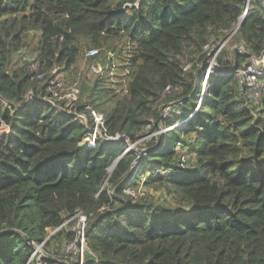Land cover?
<instances>
[{
    "label": "trees",
    "instance_id": "16d2710c",
    "mask_svg": "<svg viewBox=\"0 0 264 264\" xmlns=\"http://www.w3.org/2000/svg\"><path fill=\"white\" fill-rule=\"evenodd\" d=\"M246 2L0 0V126L10 127L0 136V264H72L34 252L44 240L46 249L59 236L72 241L63 229L49 235L77 211L88 220L84 264H264V93L253 104L234 74L250 61L247 52L264 50V12L249 7L234 32ZM32 31L43 80L29 62H14ZM226 39L201 107L135 170L130 151L110 175L121 142L83 146V119L26 100L48 93L54 69L72 71L97 49L89 60L102 70L66 109L91 105L111 133L134 141L159 128L167 104H197L209 49ZM239 45L246 51L234 50ZM179 140L190 147V169L178 164ZM147 170L144 186L163 189L170 201L125 193Z\"/></svg>",
    "mask_w": 264,
    "mask_h": 264
},
{
    "label": "built area",
    "instance_id": "2783aa9c",
    "mask_svg": "<svg viewBox=\"0 0 264 264\" xmlns=\"http://www.w3.org/2000/svg\"><path fill=\"white\" fill-rule=\"evenodd\" d=\"M249 2L250 0H247L244 8V12L240 17L239 22L242 20L244 14H247L249 9ZM262 2L264 4V0H262ZM136 5H138V3H136ZM227 42L228 39L220 43L218 46L212 45L210 48L213 51V55H212L213 60L210 61V59H212L210 58L211 57V52H210L208 54V61H207L208 66L205 70L206 74L205 75L202 74L204 76V79L202 81L201 93L199 95L198 98L199 100L197 104L194 107L190 108L189 110H183L181 108L182 102H176V101L171 102L170 104L164 106L162 108V121L160 123V126L159 128L154 130L155 132L149 134L148 140H150L153 136H155L161 131L173 130L175 128L180 127L181 124H186L194 116V114H196V112L202 105L203 99L207 94L208 80L211 73L214 72V69L216 68V62H217L216 60L218 53ZM236 47L238 46H235L234 49ZM236 51L245 52L243 48L237 49ZM97 53H98L97 49H91L88 51L87 55L89 57H92ZM27 58H29V60ZM24 59H27V63L29 62L28 64L35 72L34 74L35 79L37 80L45 79L47 73L42 72L39 69V66L41 65V60L38 54L33 59L27 55L26 56L24 55ZM91 67L95 74L99 73L102 70V66L98 63H93ZM58 70L59 69L57 68L52 71L53 77L51 79L50 86L48 87V93L46 95L41 96V98L40 97L37 98L33 92H29L26 96L27 102L40 101L41 103L52 106L53 108H57L59 111L63 112L68 116L74 114L77 117L83 119L87 126L86 133L82 136L80 140V144L83 146L88 145L91 147H96L98 146V144H103V143L113 144V143L121 142V144H123V151L116 159L115 164L110 168L114 169V166H116V163L119 159L124 157L128 152L134 151L135 158L131 163V170H135L139 166V163L142 160V158L147 157L152 152V150L161 147L158 143L157 147L144 146L143 148H140L137 151L133 150L132 149L133 146L146 139L147 136L144 135L141 138H137L134 141H132L127 135V133H122V132L111 133L107 126L105 114L91 105L83 106V108L79 111H70L66 109V106L77 103V101L79 100V96L81 94V88L77 83L74 84L68 83L61 75L58 74ZM234 74L236 76L237 84L241 94L244 97L248 98L253 104L256 105L260 104L264 93V50L260 56L251 57L248 64L246 66H242L238 68ZM168 93H169V89L166 90L165 94ZM171 117H178L177 119L179 118L181 119L175 120V122H171V123L167 122V120ZM9 130H10L9 125L3 122L0 126V136L4 133H8ZM129 141L132 143H129ZM185 145L186 144L183 143L181 140H179L175 145L176 146L175 150L177 152L176 153L177 160L180 169H190L194 166V165L191 166L190 164V160L191 159L194 160V159L193 157L189 158L188 148ZM174 171H176L174 168H163V169L157 168L155 170V173L158 174L161 173L163 175H166ZM149 173H150L149 171H146V174L144 173L143 175H146L147 177ZM144 182H143V186H144ZM139 185L140 182L136 187L127 186L124 191L128 195L133 196L134 198H138L140 195L144 193V192L142 193V187ZM77 216H80V221L77 230L75 232L74 239L72 241H67L64 244H62V247H60L59 255L55 256L47 253L43 254L46 240L40 243H35L34 255L39 253L38 256L39 258L41 256L47 257L49 255L52 258L54 257L63 260L65 262L84 264L85 254L88 249L87 234H86V229H87L86 227L88 224L87 217L83 215L81 211H77L73 216L67 218L63 222V224L57 229H62L66 223H68L70 220L74 219Z\"/></svg>",
    "mask_w": 264,
    "mask_h": 264
},
{
    "label": "rangeland",
    "instance_id": "374dc122",
    "mask_svg": "<svg viewBox=\"0 0 264 264\" xmlns=\"http://www.w3.org/2000/svg\"><path fill=\"white\" fill-rule=\"evenodd\" d=\"M38 39H39V35H38L37 31L30 32V34L27 37L28 45L24 46L21 50V54H19V56L21 55L22 59L20 61H17V60L14 61L15 63L19 62V63H16L17 66H20L21 64L26 62L27 59L29 60V58L24 59V55L25 56L27 55L32 59L36 57V55L38 54V52H37L38 51L37 46H38V42H39ZM210 52H211L210 58H212V55H213L212 49L209 50V53ZM211 60H213V58L210 59V61ZM94 63H96V62H94ZM92 64H93V62L89 60V56L86 54L83 57H81V59L78 61L77 65L74 67V69L72 71H64L63 72L62 70H58V74L61 75L67 82H71V83L77 82L80 87L83 86V84H85V85L92 84L93 79H94V74H95L92 70V67H91ZM118 64H120V63H115V67ZM115 67L112 68V73H116ZM120 73H125V71L120 70ZM170 131L171 130L161 131L158 134H156L155 136H153L150 140H148L149 134L155 132L154 130L149 129L144 134L145 136H147L146 139H144L140 143L135 144L132 149L137 151L140 148H143L144 146H146V147H157L158 145L157 146H153V145H155L156 143H162L164 138H166L167 135H172V137L174 136L173 135L174 132H172V131L170 132ZM129 143H132V142L129 141ZM185 146L188 148L189 158L193 157L192 153H190V147L187 145V143ZM175 149H176V146H175ZM150 161H151V157L148 158V160H147L148 166H150ZM194 163H195L194 160L191 159L190 160L191 166H193ZM147 171H150V170H147ZM109 173L110 174L113 173V168H110ZM146 178H147L146 175H143L139 179L140 180L139 186L142 187V193L146 191V194H147L146 196H148L149 199L158 201L160 203L168 202L171 200L170 196L165 195V191L163 189L156 190L153 187L143 186V182L146 180ZM104 186L110 187V183L106 182L104 184ZM79 221H80V216H77L74 219L70 220L68 223H66L62 229L67 231V232L74 233V235H75ZM62 229L52 230L50 232L49 237L56 234L59 230H62ZM49 237H48V239H49ZM63 239H64V237L59 236V237L54 238V240H51V243L49 245V249H46V246H44L43 254L47 253V254L55 255V256L59 255L60 247H62V244L67 242L66 240H63ZM36 256L38 257L39 253H37ZM72 264H75V263H72Z\"/></svg>",
    "mask_w": 264,
    "mask_h": 264
},
{
    "label": "water",
    "instance_id": "95a60500",
    "mask_svg": "<svg viewBox=\"0 0 264 264\" xmlns=\"http://www.w3.org/2000/svg\"><path fill=\"white\" fill-rule=\"evenodd\" d=\"M256 2V4L261 8V10L264 12V4L262 2V0H254ZM245 18H246V14H244L242 20L239 22V24L237 25V27L235 28L234 32L239 28V26H241L243 24V22L245 21ZM240 48H243L245 51H246V47L243 46V45H239L238 47H236L234 50H237V49H240ZM247 55L249 57H253V55L249 52H247ZM206 72L204 71L203 72V75H205ZM202 75V77H203Z\"/></svg>",
    "mask_w": 264,
    "mask_h": 264
},
{
    "label": "crops",
    "instance_id": "0c3cea01",
    "mask_svg": "<svg viewBox=\"0 0 264 264\" xmlns=\"http://www.w3.org/2000/svg\"><path fill=\"white\" fill-rule=\"evenodd\" d=\"M253 5H257L256 2L254 0H250L249 2V7H252Z\"/></svg>",
    "mask_w": 264,
    "mask_h": 264
},
{
    "label": "bare ground",
    "instance_id": "6f19581e",
    "mask_svg": "<svg viewBox=\"0 0 264 264\" xmlns=\"http://www.w3.org/2000/svg\"><path fill=\"white\" fill-rule=\"evenodd\" d=\"M159 145L163 148L164 147V144L163 143H159Z\"/></svg>",
    "mask_w": 264,
    "mask_h": 264
}]
</instances>
